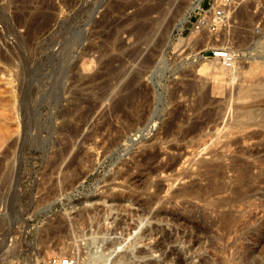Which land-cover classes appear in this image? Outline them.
<instances>
[{"label": "rangeland", "instance_id": "374dc122", "mask_svg": "<svg viewBox=\"0 0 264 264\" xmlns=\"http://www.w3.org/2000/svg\"><path fill=\"white\" fill-rule=\"evenodd\" d=\"M156 1L0 0V264H94L111 237V264H264V0H200L166 45L196 0L143 30ZM215 49L232 65L202 69ZM116 85L144 105L118 139Z\"/></svg>", "mask_w": 264, "mask_h": 264}, {"label": "bare ground", "instance_id": "6f19581e", "mask_svg": "<svg viewBox=\"0 0 264 264\" xmlns=\"http://www.w3.org/2000/svg\"><path fill=\"white\" fill-rule=\"evenodd\" d=\"M162 1V0H161ZM171 1L172 0H165V1H163V2H155L156 4H154L153 6H149L150 8L148 9V10H146L147 9V7L146 8H144L145 10L143 11H140V12H142L141 13V16H142V18L144 17L145 18V16H148V14H150L151 15V13H156L155 15H156V17L154 18V19H147V17H146V19H145V22L143 23V24H140L141 25V27H142V29L144 30H146V29H149L151 32H152V30L154 31V29L155 28H157L158 30H159V26H160V22L162 21V19L165 17L166 18V13L167 12H169V9H167L168 7H170V3H171ZM199 1L200 0H196L195 1V4L192 6L191 5V7H190V11H189V13L191 12V11H193V10H195V9H197V8H199ZM219 0H216V3L218 2ZM112 5V4H111ZM119 5V4H118ZM133 5V4H132ZM168 6L167 8H165L166 6ZM113 6V5H112ZM224 6V5H223ZM225 6H227V4L225 5ZM249 6V5H248ZM245 8V7H244ZM250 8V7H249ZM120 9H121V7H120ZM226 9V8H225ZM135 10H137V8L135 9ZM245 10V9H244ZM250 10V9H249ZM111 11V10H110ZM112 11H113V9H112ZM120 11V10H119ZM118 11V12H119ZM140 12H138V13H140ZM248 12H250V11H248ZM112 13V12H111ZM188 13V14H189ZM224 13H225V11H224ZM133 15V14H132ZM136 15V14H135ZM251 15V14H250ZM249 15V16H250ZM188 16V15H187ZM187 16L185 17V18H182L181 20H180V22H181V24L186 20V18H187ZM129 17V16H128ZM138 17H139V15H138ZM137 17V18H138ZM150 17V16H149ZM203 17V16H202ZM213 17V16H212ZM251 17H252V15H251ZM251 17L249 18V20L251 19ZM135 18V17H134ZM141 18V19H142ZM164 18V19H165ZM247 18V17H246ZM245 18V19H246ZM125 19V18H124ZM123 19V20H124ZM253 19H255V18H253ZM128 20V19H127ZM205 20V19H204ZM222 20V18L220 19V21ZM143 21V20H142ZM164 21V20H163ZM170 22H171V24H172V21L171 20H169ZM248 21V20H247ZM137 22H139V21H137ZM206 22H207V20H206ZM208 22H210V20L208 21ZM122 23H124V22H122ZM202 23V24H201ZM139 24V23H138ZM170 24V23H169ZM169 24H167V26L165 27V29H163V32H162V34L160 35V38L158 37V39H159V43L160 42H162V41H164L163 39H166L168 36L167 35H169V33H170V30H171V25H169ZM198 24H200V26H202V28H203V26H205L206 27V25L208 24H206L205 25V22L203 23V22H199ZM102 25V24H101ZM139 25V26H140ZM159 25V26H158ZM122 26V25H121ZM135 26V25H134ZM162 26V25H161ZM160 26V27H161ZM169 26H170V28H169ZM118 27V26H117ZM140 27V28H141ZM119 28V27H118ZM198 28H200V27H198ZM198 28H196L197 30H194L193 32H192V39H193V41H196L195 39H197L196 38V34L198 33ZM131 29V28H130ZM156 29V30H157ZM150 31H149V36L151 37V35L153 34H150ZM146 32V31H145ZM155 32V31H154ZM157 32V31H156ZM200 32H201V30H200ZM157 33H159V32H157ZM155 34V33H154ZM143 35V34H142ZM145 35H146V33H145ZM144 35V36H145ZM139 36V35H138ZM147 36V35H146ZM153 36V35H152ZM167 36V37H166ZM148 37V36H147ZM149 37V38H150ZM209 38L211 37V36H208ZM145 38V37H144ZM143 38V39H144ZM148 38V39H149ZM168 39V38H167ZM240 39V38H239ZM199 41L201 40V39H198ZM140 41H142V40H140ZM144 42H145V40H143ZM150 41V40H149ZM168 41V40H167ZM166 41V42H167ZM202 41H204L203 39H202ZM205 41H207V39L205 40ZM210 41V40H209ZM212 41V40H211ZM241 42L242 41H244V40H240ZM240 42V43H241ZM142 43V42H141ZM147 43V42H146ZM163 43V42H162ZM199 43H201V41L199 42ZM206 43L207 42H205V44H202L201 43V45L203 46H205L206 45ZM239 43V42H238ZM239 43V44H240ZM158 44V43H157ZM191 44V43H190ZM195 44H197L196 42H195ZM210 43H207V45L206 46H208L209 48H212V47H214L212 44L211 45H209ZM161 45V44H160ZM159 45V46H160ZM162 46V45H161ZM160 46V47H161ZM164 47V46H163ZM157 48H158V45H157ZM191 48V47H190ZM194 49V48H193ZM219 49H215V52H213V56H212V58H211V60L209 59V61H207V63H205V64H201L202 66H201V68L202 69H204V68H206L207 66H209V63H211V64H213V65H216L217 67L219 66V67H221V66H225L224 64H223V62H222V56L226 53V51L225 50H220V51H218ZM193 51V50H192ZM228 53V52H227ZM231 53V52H230ZM235 53V52H234ZM194 55V54H193ZM160 58H162V55H161V57ZM159 61H161V60H163V59H158ZM201 61V60H200ZM204 61H206L205 59H204ZM197 64V63H196ZM200 65V64H199ZM200 68V69H201ZM198 71H199V69H198ZM205 71V70H204ZM251 71H253L254 73H259V72H261V71H263V68H261V69H257V68H252L251 69ZM203 72V71H202ZM119 79V78H118ZM119 81V80H118ZM121 82V81H120ZM119 82H117V84H118ZM114 86V85H113ZM112 86V87H113ZM221 86V85H220ZM117 87H119L118 89H115V88H117ZM216 87V86H215ZM114 89H115V93H112L113 94V96L111 97L110 96V112L112 113V115L115 117V118H117V120H118V123L120 124V125H118V128H116V129H114L115 130V135L117 136V139L118 138H121L122 137V135H123V129H124V127H125V129H126V127H129L130 125L132 126V128H133V126L134 125H132L131 123L133 122L132 120H133V118L134 117H137L136 115H137V113H139V115H140V117L139 118H141V116L144 114L143 112V110H142V108L144 109V105H143V103L140 101V99H139V96H138V94L136 93V92H132V93H130L129 92V94L127 93V95L125 94V95H123V87H121L120 88V85H116V87H114ZM113 89V90H114ZM112 90V91H113ZM213 90V89H212ZM244 92H246V93H248L250 96L251 95H253V94H251V93H253L252 91H250V89H245V91ZM244 95H245V93H243ZM249 95H248V97H249ZM101 101H103V100H106V97H103L102 96V98L100 99ZM100 100H99V102H100ZM101 103V102H100ZM143 112H142V111ZM140 111H141V113H140ZM143 113V114H142ZM142 114V115H141ZM138 115V116H139ZM250 115L247 113V117H249ZM133 117V118H132ZM138 118V119H139ZM135 120L137 121V119L135 118ZM136 123V122H135ZM135 123H133V124H135ZM138 123V122H137ZM136 123V124H137ZM104 125H103V127H107L108 126V122L107 121H105V123H103ZM120 126V127H119ZM130 128V127H129ZM131 128V129H132ZM127 130V129H126ZM130 130V129H129ZM112 139H114V138H112ZM111 139V140H112ZM117 139H114L115 140V142L117 141ZM114 140H112L111 142L113 143V141ZM119 141V140H118ZM110 145H113V144H110ZM145 208V207H144ZM147 209V208H146ZM146 211V210H145ZM189 222V221H188ZM141 223V220L139 219L138 221H137V224H140ZM191 225V224H190ZM186 226H188L189 227V225H188V223L186 222L185 224H184V227H186ZM192 226H193V224H192ZM95 233L93 232L92 234H91V245L92 246H95L96 248H98L99 246H100V244L102 245V243H104V241L105 240H108V234L109 233H104V234H102L101 235V237L103 236V235H105V236H107L108 238H97L96 237V235H94ZM104 236V237H105ZM112 239H113V237H111ZM115 238V237H114ZM110 240V244H109V247L106 249V252H96V253H94L92 256H91V258H92V262H94V264H111L112 262H113V259H114V257H115V255L117 254V252L121 249V247H123V245H122V242H123V240ZM123 239V238H122ZM108 240V241H109ZM182 253H183V255H187L188 254V249L187 248H183V250H182ZM80 260V259H79ZM79 260H78V262H77V264H80V262H79ZM85 261V260H84ZM83 264V263H82ZM85 264V263H84ZM155 264H157V263H155Z\"/></svg>", "mask_w": 264, "mask_h": 264}, {"label": "built area", "instance_id": "2783aa9c", "mask_svg": "<svg viewBox=\"0 0 264 264\" xmlns=\"http://www.w3.org/2000/svg\"><path fill=\"white\" fill-rule=\"evenodd\" d=\"M223 8L222 7H217L216 10L214 11V15H213V19L211 22H208L207 25H209L210 27H215L217 25L220 24V19L223 17ZM201 22H205L206 25V21L203 19L201 20ZM202 24V23H201ZM198 27H202L200 26V24L197 26ZM233 56L230 53H225L222 56V62L226 67H229L232 65L233 63ZM76 259L73 257H65L63 259H59V258H50L48 259V264H76Z\"/></svg>", "mask_w": 264, "mask_h": 264}, {"label": "water", "instance_id": "95a60500", "mask_svg": "<svg viewBox=\"0 0 264 264\" xmlns=\"http://www.w3.org/2000/svg\"><path fill=\"white\" fill-rule=\"evenodd\" d=\"M190 7L191 6H189V7H187V8H185V9H183V11L179 14V11L180 10H178V12H176L175 13V15L177 16L176 18H174V20H172V24H171V30H170V33H169V35H168V40H169V36L173 33V31L174 30H177V29H179V25L181 24V22H180V20L182 19V18H185L187 15H188V13H189V11H190ZM164 45H166L167 43H163Z\"/></svg>", "mask_w": 264, "mask_h": 264}]
</instances>
